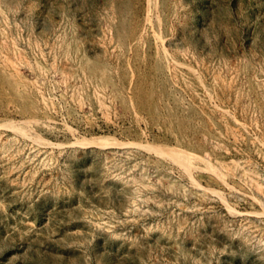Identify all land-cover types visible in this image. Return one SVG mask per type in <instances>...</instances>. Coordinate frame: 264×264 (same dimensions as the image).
Listing matches in <instances>:
<instances>
[{
	"label": "rangeland",
	"instance_id": "1",
	"mask_svg": "<svg viewBox=\"0 0 264 264\" xmlns=\"http://www.w3.org/2000/svg\"><path fill=\"white\" fill-rule=\"evenodd\" d=\"M0 264H264V0H0Z\"/></svg>",
	"mask_w": 264,
	"mask_h": 264
}]
</instances>
